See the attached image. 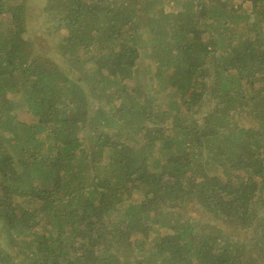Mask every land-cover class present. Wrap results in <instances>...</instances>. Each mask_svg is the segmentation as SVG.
I'll return each mask as SVG.
<instances>
[{
    "label": "trees",
    "instance_id": "obj_1",
    "mask_svg": "<svg viewBox=\"0 0 264 264\" xmlns=\"http://www.w3.org/2000/svg\"><path fill=\"white\" fill-rule=\"evenodd\" d=\"M0 264H264V0H0Z\"/></svg>",
    "mask_w": 264,
    "mask_h": 264
},
{
    "label": "rangeland",
    "instance_id": "obj_2",
    "mask_svg": "<svg viewBox=\"0 0 264 264\" xmlns=\"http://www.w3.org/2000/svg\"><path fill=\"white\" fill-rule=\"evenodd\" d=\"M204 211V209L203 208H201V207H198L197 208V210H194V208H193V205L191 206V207H189V209H188V215L190 216V215H198L199 213H201V212H203ZM157 216H161L159 213H156L155 214V216H154V218L155 217H157ZM207 216H208V214L206 213V218H207ZM214 225H217L219 222H218V220L215 218V217H213V216H211L210 217V219H209Z\"/></svg>",
    "mask_w": 264,
    "mask_h": 264
}]
</instances>
